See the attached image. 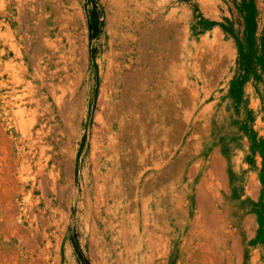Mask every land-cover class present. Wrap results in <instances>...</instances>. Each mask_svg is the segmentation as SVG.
Here are the masks:
<instances>
[{
    "label": "rangeland",
    "instance_id": "rangeland-1",
    "mask_svg": "<svg viewBox=\"0 0 264 264\" xmlns=\"http://www.w3.org/2000/svg\"><path fill=\"white\" fill-rule=\"evenodd\" d=\"M0 264H264V0H0Z\"/></svg>",
    "mask_w": 264,
    "mask_h": 264
},
{
    "label": "trees",
    "instance_id": "trees-1",
    "mask_svg": "<svg viewBox=\"0 0 264 264\" xmlns=\"http://www.w3.org/2000/svg\"><path fill=\"white\" fill-rule=\"evenodd\" d=\"M95 18H96V23H98L99 20H98V17H97V15H96V13H95Z\"/></svg>",
    "mask_w": 264,
    "mask_h": 264
}]
</instances>
